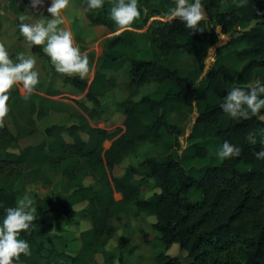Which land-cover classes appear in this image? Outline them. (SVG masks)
Returning <instances> with one entry per match:
<instances>
[{
  "label": "trees",
  "instance_id": "trees-1",
  "mask_svg": "<svg viewBox=\"0 0 264 264\" xmlns=\"http://www.w3.org/2000/svg\"><path fill=\"white\" fill-rule=\"evenodd\" d=\"M78 2L87 26L102 27L110 35L102 40L91 78L60 77L61 84L91 104L87 109L68 99L86 119L79 116L70 126H47L43 140L20 149L19 137L32 129L15 125L12 134L5 124L0 128V224L6 209L17 205L24 185L49 190L42 198L32 196L35 219L29 231L18 236L28 242L31 254H21L13 264H121L127 238L120 237L112 250L106 248L115 232L109 220L121 213L153 219L150 227L162 249L152 264H264V159L254 155L264 147V108L244 120L231 118L220 107L234 87L264 86V0H243L241 7V0H201L202 32L170 17L176 0H138L139 18L119 34L111 18L115 0H104L95 10L88 0ZM4 8L14 16L16 40L25 39L19 30L24 12L20 0H5ZM216 27L221 35H238L215 49L213 63L202 75L206 53L217 41ZM30 52L48 64L41 45H31ZM185 57L192 61L187 69L178 66ZM9 58L19 63L15 53ZM123 68L127 97L114 104L122 122L109 132L97 126L104 113L100 99L116 86L107 73ZM148 86L151 91L133 100ZM39 89L38 84L35 91ZM7 94L8 116L14 123V112H22L25 122L33 125V115L40 120L57 104L36 94L25 99L16 85ZM60 94L47 84L45 96ZM192 114L181 148L182 131L172 115L185 119ZM249 132L255 134L256 144L246 140ZM225 141L239 147L241 155L215 164L214 154ZM144 149L153 155L112 176L115 166ZM54 175L65 188L57 201V217L50 191ZM134 177L151 180L158 192L141 198ZM82 203L80 210L74 209ZM75 219H87L89 227L78 234L76 254L68 255L52 232ZM172 245L178 247V256L166 254Z\"/></svg>",
  "mask_w": 264,
  "mask_h": 264
},
{
  "label": "rangeland",
  "instance_id": "rangeland-1",
  "mask_svg": "<svg viewBox=\"0 0 264 264\" xmlns=\"http://www.w3.org/2000/svg\"><path fill=\"white\" fill-rule=\"evenodd\" d=\"M157 1L158 0H149V3L154 4L157 3ZM51 2L52 0H43L42 6H38L36 9H33L30 6V0H22V4L24 6L23 15L28 17L25 20L26 23H36L40 20H44L46 23L47 19H51L52 17L47 11L48 7L51 6ZM4 7L5 0H0V43L5 45L8 54L16 50L14 52L16 57H18L19 54H23L25 58H32L36 61L34 70L39 74L38 84L40 85V90L38 92L34 91L32 94H42L41 96L45 97L46 99L56 101L57 103L55 106L56 109L49 112L41 120H36L33 115V125H28L25 122L26 117L22 114V112L19 115H16L14 112L15 123L9 118L7 114L4 124L12 134L13 132H16L15 125H18V127L23 131L32 129V133L30 135H25L24 133L19 137L17 147L20 149L28 145H34L40 140H43V130L45 127L50 125L67 126L76 122L79 116H83V113L77 108L76 104H69L68 98L66 96L72 95L74 98H72L73 102L75 101L77 104L86 105L87 108H90L91 104L84 99L83 94H80L78 91L70 88L69 86L61 84V74L56 72L55 67L48 55V64L43 63L40 59L31 54V44L29 42H27L25 39L21 41L16 40L14 16L5 10ZM61 16L64 22L58 25V28L70 31L73 37L74 46L80 49L81 54L86 53L88 56L90 71L88 75L84 77V79L86 78L88 80L92 77V73L94 72L95 60L101 52L102 40L110 35H107L106 30H104L102 27L89 28L87 26V21L85 20L78 0H69L67 8L62 10ZM213 30L217 35V41L206 53V57L203 62L202 75L205 74L211 67L215 49L225 45L228 40L238 35V32H231L228 35H221L218 27L214 28ZM45 46L46 42L45 44L41 45L42 50ZM191 65V59L186 57L181 58L178 62V66L181 68L187 69L190 68ZM126 71V68H123L116 72L107 73V76L115 80L116 86L108 91L100 99L105 111L102 117L103 122L98 123V128L111 132L116 129V127L121 125L122 117L115 113L114 104L127 97ZM73 75L78 76L79 74ZM48 83L51 84V89L57 90L62 95L57 97L45 96V88ZM16 86L18 88L19 94L22 97H25L27 94L22 91L23 85L18 84ZM151 89V86L140 89L138 95L135 96L133 100H137L140 95L151 91ZM193 117L194 114H192L191 117L185 119L172 115L173 122L182 131V135L179 137L181 148L185 146L184 140L188 134L187 131L191 127ZM260 120L264 122V116H261ZM64 139L69 142L65 136ZM152 155L153 152L150 150H140L137 152V154L126 158L118 166H115L112 169L111 174L115 178L119 177L128 166H135V164L142 160L143 156L151 157ZM214 155L216 156V154ZM219 161L220 160L216 156L214 163L217 164ZM51 178L53 183L51 185L50 191L52 192V198L54 199L53 215L57 217L58 213L60 212L59 207L57 206V201L64 194L65 188L59 176L54 175ZM132 182L135 185L140 186L141 198H147L151 194L158 192V190L153 186L151 180H141V178L134 177ZM48 193L49 190L40 184L24 185L23 191L19 197L22 198L25 194H27L31 198L32 196L42 198ZM83 205V203L79 204L75 206L74 209L80 210ZM55 221L56 219H53V223L56 226ZM152 223V218H130L126 215V213H121L115 216L109 220V224L114 228L115 232L111 241H109L106 245L107 250H112L113 247H115L118 243L120 237L125 236L127 238V252L123 254L121 264H152V258L162 249L160 243L156 240L151 230L150 226ZM88 226L89 222L87 219H75L74 223L72 224L59 226L57 232L53 231L52 235L56 233L55 235L59 236V245L63 244L64 249H68L71 253H73L76 249V245H79L77 240L79 232L85 230L88 228ZM166 254L169 256H178V247L176 245H172ZM96 259L98 261L101 260L99 256H96Z\"/></svg>",
  "mask_w": 264,
  "mask_h": 264
},
{
  "label": "clouds",
  "instance_id": "clouds-1",
  "mask_svg": "<svg viewBox=\"0 0 264 264\" xmlns=\"http://www.w3.org/2000/svg\"><path fill=\"white\" fill-rule=\"evenodd\" d=\"M224 0H221L223 3ZM69 0H52L51 6L47 11L51 19L37 21L36 23H24L28 17L21 15L19 17L21 24L19 30L21 35L31 45L46 46L43 51L50 57L56 72L60 74H79L83 79L88 75L89 59L87 54H81L80 49L74 46L73 37L70 31L58 28L62 24V10L66 9ZM43 5V0H30V6L36 9ZM104 5V0H88L90 9H100ZM244 6L243 0L237 7ZM169 15L173 19H179L186 28L194 31H204L199 28V24L204 20V10L201 0H195L189 3V0H176V6L170 10ZM140 10L138 0H115L111 7V18L119 30L127 29L133 22L139 18ZM17 59L19 63H13L3 43H0V128L4 127L5 117L9 112L8 100L10 92L14 85L22 84V91L26 93L27 99L39 83L38 72L34 70L36 61L32 58H25L19 54ZM264 86H250L248 90L239 87L232 88L224 97L220 105L223 112L231 118L250 119L256 116L264 108ZM251 114V116H250ZM264 135V130H262ZM246 140L251 144H256L255 134L249 132ZM264 144V141H262ZM241 155V150L229 142L225 141L216 156L223 161L230 158H236ZM256 159H264V147L255 154ZM35 201L27 194L19 198L15 207L6 209L5 218L0 224V264H13V261H19L21 254L30 255V247L26 240L19 239L21 232H27L35 219L33 213Z\"/></svg>",
  "mask_w": 264,
  "mask_h": 264
},
{
  "label": "crops",
  "instance_id": "crops-1",
  "mask_svg": "<svg viewBox=\"0 0 264 264\" xmlns=\"http://www.w3.org/2000/svg\"><path fill=\"white\" fill-rule=\"evenodd\" d=\"M20 3H21V5L23 6V4H22V0H20ZM23 8H24V6H23ZM15 51H16V50H15ZM15 51H14V52H15ZM14 52L10 53L9 56L12 55V54H14ZM78 76H79V75H78ZM85 79H86V78H85ZM62 85H63V84H62ZM65 86H67V85H65ZM46 87H47V86H46ZM70 88H71V87H70ZM39 90H40V89H39ZM45 90H46V88H45ZM52 90H53V89H52ZM106 93H107V92H106ZM106 93H105V94H106ZM41 95H42V94H39V96H41ZM61 95H62V94H60L59 96H61ZM66 97H67L68 99H72V98H73L72 95H68V96H66ZM73 99H74V98H73ZM68 102H69V104H71V102H70L69 100H68ZM79 105H81V104H79ZM81 106L86 107V105H81ZM86 108H87V107H86ZM55 109H56V107H55ZM87 109H88V108H87ZM51 111H52V110H51ZM51 111H48V113L51 112ZM53 111H54V110H53ZM104 111H105V110H104ZM48 113H47V114H48ZM47 114H46V115H47ZM46 115H45V116H46ZM103 115H104V113L102 114L101 119H102ZM45 116H44V117H45ZM44 117H43V118H44ZM82 117H84V114H83ZM84 118L86 119V117H84ZM41 119H42V118H41ZM41 119H40V120H41ZM102 122H103V119H102ZM76 123H77V121L74 122V123H71L70 125H72V124H76ZM87 123H88V125H89L90 127H91V126L93 127V125H92L93 122H92V121L87 120ZM70 125H67V126H70ZM104 130H105V129H104ZM17 145H18V141H17ZM88 227H89V226H88ZM86 229H87V228H86ZM78 249H79V245L77 244V245H76V249H75V251H74L73 253H71L68 249H64V250H65V252H66L68 255H74V254H76V252L78 251Z\"/></svg>",
  "mask_w": 264,
  "mask_h": 264
},
{
  "label": "water",
  "instance_id": "water-1",
  "mask_svg": "<svg viewBox=\"0 0 264 264\" xmlns=\"http://www.w3.org/2000/svg\"><path fill=\"white\" fill-rule=\"evenodd\" d=\"M192 123H193V121H192ZM188 133H189V131H187Z\"/></svg>",
  "mask_w": 264,
  "mask_h": 264
}]
</instances>
